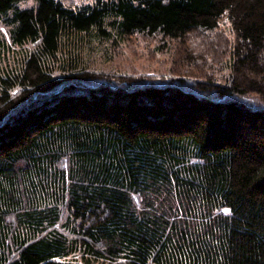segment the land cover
Instances as JSON below:
<instances>
[{
    "label": "trees",
    "instance_id": "1",
    "mask_svg": "<svg viewBox=\"0 0 264 264\" xmlns=\"http://www.w3.org/2000/svg\"><path fill=\"white\" fill-rule=\"evenodd\" d=\"M225 16L229 73L189 88L84 54ZM0 22L33 46L0 62V264H264V0H0Z\"/></svg>",
    "mask_w": 264,
    "mask_h": 264
},
{
    "label": "rangeland",
    "instance_id": "2",
    "mask_svg": "<svg viewBox=\"0 0 264 264\" xmlns=\"http://www.w3.org/2000/svg\"><path fill=\"white\" fill-rule=\"evenodd\" d=\"M63 1L67 5H80L94 0ZM34 4L33 1H28L21 3L20 6L28 8ZM9 30L8 26L0 22V62L8 68H13L23 57L25 50H31L33 46L27 45L21 48L14 45L11 42ZM216 30L212 33H193L182 40L136 33L114 41L95 42L85 48L84 54L92 71L100 77L119 76L124 79L143 80L149 77L148 80H161V82L179 77L191 78L192 80H189L193 82L205 81L210 77L221 79L229 73V65L226 63L229 62L236 37L231 22L226 16L220 20ZM191 43H194V46ZM212 62L215 64L212 65Z\"/></svg>",
    "mask_w": 264,
    "mask_h": 264
},
{
    "label": "bare ground",
    "instance_id": "3",
    "mask_svg": "<svg viewBox=\"0 0 264 264\" xmlns=\"http://www.w3.org/2000/svg\"><path fill=\"white\" fill-rule=\"evenodd\" d=\"M61 2H62V1H61ZM73 4H74V3H73ZM37 6H38V5H37ZM215 30H216V29H215ZM216 31H217V30H216ZM216 31H215V32H216ZM209 35H210V34H209ZM213 36H214V35H213ZM11 38H12V37H11ZM217 38H218V37H217ZM199 39H200V38H199ZM194 43H195V41H194ZM194 43H193V44L191 43V44L194 46ZM197 43H198V42H197ZM191 44H190V45H191ZM197 45H198V44H197ZM195 46H196V45H195ZM199 46H200V45H199ZM202 46H203V45H202ZM222 48H223V47H222ZM192 49H193V48H192ZM193 50H194V49H193ZM220 51H221V50H220ZM224 51H225V50H224ZM228 51H229V50H228ZM225 52H226V51H225ZM194 53H195V52H194ZM223 53H224V52H223ZM209 54H210V53H209ZM213 54H215V53H213ZM206 57H207V56H206ZM213 57H214V56H213ZM189 58H190V57H189ZM213 59H214V58H213ZM183 61H184V60H183ZM186 61H187V60H186ZM215 61H217V60H215ZM220 61H221V60H220ZM194 62L196 63V61H194ZM198 62H199V61H198ZM205 62H206V61H205ZM184 63H185V62H184ZM203 63H204V62H203ZM212 63H213V62H212ZM191 64H192V63H191ZM193 64H194V63H193ZM207 64H208V62H207ZM209 64H210V63H209ZM214 64H215V63H213L212 65H214ZM198 65H199V64H198ZM205 65H206V64H205ZM216 65H217V64H216ZM188 66H189V65H188ZM188 66H186V67H188ZM193 66H194V65H193ZM210 66H211V65H210ZM207 67H208V65H207ZM207 67H206V68H207ZM204 68H205V67H204ZM186 69H187V68H186ZM191 69H192V68H191ZM193 69H194V68H193ZM199 70H200V69H199ZM206 70H207V69H206ZM209 70H211V68H210ZM182 71H183V70H182ZM193 71H194V70H193ZM194 72H195V71H194ZM206 72H207V71H206ZM202 74H203V73H202ZM184 77H185V76H184ZM200 77H201V76H200ZM148 78H149V77H148ZM148 78H147V80H148ZM175 78H176V77H175ZM204 78H205V77H204ZM171 79H172V78H171ZM187 79H188V77H187ZM189 79L192 80L191 78H189ZM189 79L186 81V82H188V86H187V88H189V83H190V82H189V81H190ZM142 80H143V79H142ZM142 80H141V81H142ZM144 80H145V79H144ZM176 80H177V79H176ZM180 80H181V79H180ZM185 80H186V79H185ZM193 80H194V79H193ZM150 81H151V80H150ZM160 81H161V80H160ZM197 81H198V80H197ZM199 81H200V80H199ZM209 81H210V80H209ZM165 82H166V81H165ZM173 82H174V81H173ZM186 82H185V83L183 82V83H184V86H186V85H185ZM212 82H213V81H212ZM216 82H217V81H216ZM222 82H223V81H222ZM141 83H142V82H141ZM151 83H152V82H151ZM156 83H157V82H156ZM163 83H164V82H163ZM168 83H169V82H168ZM174 83H175V82H174ZM193 83H194V82H193ZM193 83H190V85H192ZM223 83H224V82H223ZM138 84H139V83H138ZM154 84H155V83H154ZM157 84H158V83H157ZM171 84H172V83H171ZM194 84H196V83H194ZM201 84H202V83H201ZM218 84H220V83H218ZM176 85H177V84H176ZM196 85H197V84H196ZM198 85H199V84H198ZM209 85H210V84H209ZM223 85H224V84H223ZM193 86H194V85H193ZM181 87H182V86H181ZM182 88H183V87H182ZM195 88H196V87H195ZM200 88H202V87H200ZM203 88H204V87H203ZM183 89H184V88H183ZM206 89H207V88H206ZM206 89H205V90H206ZM214 89H215V88H214ZM214 89H213V91H214ZM185 90H186V88H185ZM192 90H193V88H192ZM198 90H199V89H198ZM200 90H201V89H200ZM207 90H208V89H207ZM209 90H210V89H209ZM215 90H216V89H215ZM195 91H196V89H195ZM202 91H203V90H202ZM213 91H212V92H213ZM189 92H190V91H189ZM193 92H194V91H193ZM195 93H196V92H195ZM210 93H211V92H210ZM210 93H209V94H210ZM214 93H215V91H214ZM214 93H213V94H214ZM207 94H208V93H207ZM209 94H208V95H209ZM215 94H216V93H215ZM215 94H214V96H216ZM199 95H200V93H199ZM200 96H201V95H200ZM209 96H210V95H209ZM205 97H206V95H205ZM212 97H213V96H212ZM214 98H215V97H214ZM211 99H212V98H211ZM57 225H58V224H57ZM44 233H45V232H44ZM41 237H42V236H41ZM39 238H40V237H39ZM77 257H78V256H77ZM102 261H103V260H102ZM100 262H101V261H100Z\"/></svg>",
    "mask_w": 264,
    "mask_h": 264
}]
</instances>
